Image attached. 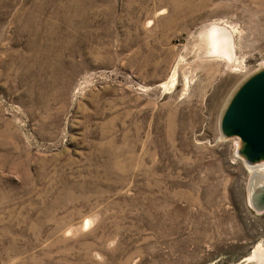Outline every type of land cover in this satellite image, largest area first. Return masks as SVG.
Returning <instances> with one entry per match:
<instances>
[{
  "label": "rangeland",
  "instance_id": "374dc122",
  "mask_svg": "<svg viewBox=\"0 0 264 264\" xmlns=\"http://www.w3.org/2000/svg\"><path fill=\"white\" fill-rule=\"evenodd\" d=\"M263 67L264 0H0V264L264 253V160L220 130Z\"/></svg>",
  "mask_w": 264,
  "mask_h": 264
},
{
  "label": "water",
  "instance_id": "95a60500",
  "mask_svg": "<svg viewBox=\"0 0 264 264\" xmlns=\"http://www.w3.org/2000/svg\"><path fill=\"white\" fill-rule=\"evenodd\" d=\"M221 115V133L242 140L241 156L250 165L264 160V67L247 77L230 97ZM255 210H264V186L251 193Z\"/></svg>",
  "mask_w": 264,
  "mask_h": 264
},
{
  "label": "bare ground",
  "instance_id": "6f19581e",
  "mask_svg": "<svg viewBox=\"0 0 264 264\" xmlns=\"http://www.w3.org/2000/svg\"><path fill=\"white\" fill-rule=\"evenodd\" d=\"M217 39V37H216ZM224 40V39H223ZM224 41H222V39H220L219 43L217 44H223ZM249 167L252 169L254 166L253 165H249ZM258 171H261L260 169L256 168L253 169V172H256L258 173ZM260 175V174H259ZM264 184V183H263ZM264 186V185H262ZM253 192V190H252ZM251 195V194H250ZM250 199L252 201V198L250 196ZM259 263V262H263L264 264V253H260L258 250H254V252L252 253V255H250L248 258H247V263L246 264H254V263Z\"/></svg>",
  "mask_w": 264,
  "mask_h": 264
}]
</instances>
